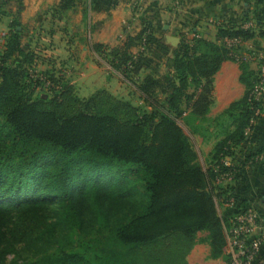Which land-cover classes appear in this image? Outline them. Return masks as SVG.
Instances as JSON below:
<instances>
[{
  "label": "trees",
  "instance_id": "1",
  "mask_svg": "<svg viewBox=\"0 0 264 264\" xmlns=\"http://www.w3.org/2000/svg\"><path fill=\"white\" fill-rule=\"evenodd\" d=\"M141 15L142 28L122 45L94 48L131 83V76L155 68L153 52L160 57L171 50L173 74L163 101L155 98L156 75L133 82L157 119L106 89L80 97L73 84L52 76V96L35 97L26 82L42 84L31 72L35 56L22 44L19 18L10 22L0 49V264L9 253L16 254L10 264H185L202 231L213 258L225 253L224 220L210 184L217 172L196 161L176 118L191 82L200 79L192 112L208 113L213 76L231 58L218 40L253 38L256 29L225 26L217 42L199 38L193 48L185 41L172 47L155 35L146 10ZM241 70L246 91L224 111L234 129L216 145L215 165L236 157L246 130L264 114V98L251 97L256 72L249 77L244 64ZM227 186H219L223 198Z\"/></svg>",
  "mask_w": 264,
  "mask_h": 264
},
{
  "label": "crops",
  "instance_id": "2",
  "mask_svg": "<svg viewBox=\"0 0 264 264\" xmlns=\"http://www.w3.org/2000/svg\"><path fill=\"white\" fill-rule=\"evenodd\" d=\"M132 2L133 0H0V49H3V37L9 30L10 22L19 18L23 26L22 44H26V49H31L27 51L34 54L36 69L62 74L72 72V83L82 97L95 92L96 82L102 84L99 88L111 91L121 83L108 79L104 67L98 62L100 54L94 46L103 44L110 48L122 45L125 39L121 38V34L125 30L127 19L130 22L131 19L136 21L131 22V34L142 28V20L134 17L142 13L132 12ZM142 2L146 10V20L153 24L155 35L165 41L167 35L179 37V33L185 32L188 37L192 34L217 42L221 27L240 25L246 20L256 24V32L260 33L258 41H264V0ZM133 51L137 52L138 49ZM248 71L251 72V77V65H248ZM241 76L239 63L230 59L222 62L213 76V101L206 114L207 119L223 113L231 103L244 96L246 84ZM210 146L209 144L207 147ZM263 147L264 114L239 147L236 157L227 158L236 174L235 181L229 183L227 188L228 193H233L240 200L259 205L264 213V162L256 161L255 156L246 159L248 154ZM208 249L210 253L208 240L201 244L195 239L185 256V264H209V261L195 256L198 252H207ZM209 256L210 260L216 259L211 253Z\"/></svg>",
  "mask_w": 264,
  "mask_h": 264
},
{
  "label": "rangeland",
  "instance_id": "3",
  "mask_svg": "<svg viewBox=\"0 0 264 264\" xmlns=\"http://www.w3.org/2000/svg\"><path fill=\"white\" fill-rule=\"evenodd\" d=\"M138 0H133L132 4H131V9L132 12L136 11L134 10L135 8H132L135 5V2ZM141 3L143 5V2L141 0ZM145 10V9H144ZM1 13V11H0ZM136 14H139L136 13ZM142 15H138V16H134L136 19H140ZM127 21H129V23L131 24V22H136L135 20L130 19ZM133 30V29H132ZM253 38H249V40L254 43L256 48H259L260 45L262 44L260 41H258L259 39L258 34L256 33L255 35H253ZM177 37V36H176ZM179 37L181 38V41H185L187 43H189L192 46H194V40L195 39H199L200 37L194 35L191 37H188L186 35L185 32L183 33H179ZM178 37V38H179ZM179 38V39H180ZM177 44V46L180 44V42ZM0 45H2V43H0ZM26 49V44L23 45ZM193 48V47H192ZM28 49V48H27ZM26 49V50H27ZM31 50V49H28ZM161 50V48H160ZM158 54V53H156ZM154 54V52L150 55V59L152 61V64L155 65L154 69H146L143 71H139L138 74L131 76L132 80H134L133 82H137L139 83L146 74L152 73L154 75H156L157 78H159V86L157 89V93H156V100H160L163 101L167 96H168V92H167V87L170 84V76L171 74H173L172 72V68H173V54L171 52V50H169L166 55L158 57V55ZM100 58L98 60L99 64L101 65V67H104V72L107 73V75L109 76V80H113L115 79V81L120 84L119 87H114L113 90L109 91L110 94H112L115 98L123 100V101H127L129 103H131L134 106H137L141 111H146L151 117L157 119L158 118V114L156 113V110L154 107L150 106L148 103H146L144 101V99L142 98L141 94L138 92L137 88L135 87L136 83H131L130 79H128L125 75V73H123V71L121 70H115L113 69V67L110 65V61H108L106 59L105 54H100L99 55ZM161 58V59H159ZM159 59V60H158ZM234 62L244 65H251L253 67V73L256 72L257 74V69H258V64L256 62H249L248 63H240L239 61H236L235 59H231ZM109 65V67H108ZM109 68V69H108ZM55 70V69H54ZM255 74V75H256ZM35 75L37 77H41V76H47V77H54V79L59 80V78H61L62 82H69L71 84H73V80H74V74L72 72L70 73H60V72H48V71H43L41 69H36L34 67V75L33 78L34 79H38L37 77H35ZM51 79V78H50ZM27 84H29V88H31V90L33 91V95L35 97H39V98H49L50 96H52L53 93H51V89L47 88L46 86L43 85V83L40 84H36L35 82L32 81V79L29 77L28 80H26ZM203 80H199L197 82H191L190 86L187 89V97H184L182 103H181V109H182V115L178 118H176L177 123L179 124V126L183 129L184 133L187 135V137L190 140V143L192 145L193 150L195 151L196 155H197V159L196 161L200 164V166L206 170V171H210L212 168H214L216 165V160H214V149L216 147V145L225 137V135L227 133H229L231 130L234 129V125L231 121V119L229 117H227L224 112L219 114V115H215L213 118L207 119L206 118V114L203 116H196L195 114H193L192 112V107H193V102H194V98H195V94L197 92H199V88L202 84ZM74 85V84H73ZM100 86H102V84L100 85L99 82H96L94 84L95 87V91L99 90V89H106V88H99ZM76 87V86H75ZM99 88V89H98ZM77 89V87H76ZM28 90V89H27ZM78 90V89H77ZM76 93L79 96V92L76 91ZM33 96V97H34ZM82 97V96H80ZM215 140V142H213ZM205 142V144H204ZM213 142V145H212ZM211 145L209 148L207 147L208 145ZM211 148V150L209 151V149ZM237 149V148H236ZM210 184L211 186L214 188V194H215V200L217 203V207H218V213L219 215L222 217V219L224 220L223 222L226 221L228 215H226L227 213V205L226 202L224 201V198L222 196H220V194H218V190H219V186H225V184H221L218 183V178L216 176L215 179H211L210 180ZM208 233H206V231H202L199 232V234L197 235L196 238V242L197 243H205V240H208ZM19 250L22 251L21 246L19 247ZM209 249L207 250V252L205 251H201L198 252L195 256H200L201 258L209 261V264H226V260H227V255L226 253H224L221 257H219L218 259H213L210 260V256H209ZM15 253H9L6 255L5 261H3L2 264H10L11 260L15 257ZM27 254H25L26 256Z\"/></svg>",
  "mask_w": 264,
  "mask_h": 264
},
{
  "label": "built area",
  "instance_id": "4",
  "mask_svg": "<svg viewBox=\"0 0 264 264\" xmlns=\"http://www.w3.org/2000/svg\"><path fill=\"white\" fill-rule=\"evenodd\" d=\"M134 10L143 13L144 5L138 1L135 2ZM244 30H255L256 24L251 20L242 24ZM132 24L125 21V30L121 34V38L125 39L131 35ZM228 50V54L232 59L240 63L256 62L258 64L257 80L253 86L251 97L253 100H261L264 98V41L259 48H256L249 38L243 36H223L218 40ZM144 49L143 46L140 47ZM34 75V70L31 71ZM35 77H37L35 75ZM47 88L54 87V83L47 76L37 77ZM261 110L257 109L256 115L261 114ZM252 124L256 123L255 119L251 120ZM252 129L246 130L248 136ZM225 157L220 164L215 166L217 172L218 183L229 184L235 181L236 174L230 161ZM256 161L264 162V151L254 157ZM229 209L228 215L223 222L227 255L226 264H264V213L257 204L246 203L240 200L233 193H229L224 198Z\"/></svg>",
  "mask_w": 264,
  "mask_h": 264
},
{
  "label": "water",
  "instance_id": "5",
  "mask_svg": "<svg viewBox=\"0 0 264 264\" xmlns=\"http://www.w3.org/2000/svg\"><path fill=\"white\" fill-rule=\"evenodd\" d=\"M166 42L168 44H171L173 47H176L177 44L179 43V38L176 36H172V35H167L166 36Z\"/></svg>",
  "mask_w": 264,
  "mask_h": 264
}]
</instances>
